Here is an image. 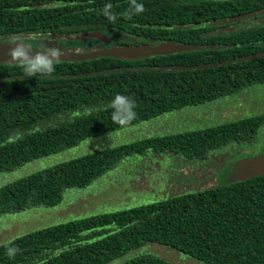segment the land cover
Here are the masks:
<instances>
[{
    "label": "trees",
    "instance_id": "1",
    "mask_svg": "<svg viewBox=\"0 0 264 264\" xmlns=\"http://www.w3.org/2000/svg\"><path fill=\"white\" fill-rule=\"evenodd\" d=\"M136 2L143 12L134 13L132 0H0V39L105 31L108 46L149 39L200 45L133 59L58 60L53 73L31 78L20 62H0V172L264 80V21L234 27L244 15L257 18L264 0ZM117 95L133 104L122 123L110 106ZM263 117L146 136L58 161L0 185V214L54 206L67 188L87 186L130 155L177 153L201 160L214 148L252 137ZM152 246L202 264H264V173L228 184L216 179L19 233L0 242V264H109L130 252L138 253L118 264H179ZM8 247L18 250L14 256L6 254Z\"/></svg>",
    "mask_w": 264,
    "mask_h": 264
},
{
    "label": "rangeland",
    "instance_id": "2",
    "mask_svg": "<svg viewBox=\"0 0 264 264\" xmlns=\"http://www.w3.org/2000/svg\"><path fill=\"white\" fill-rule=\"evenodd\" d=\"M263 13L264 10L257 12V18H254L253 14L244 15L239 18L240 22L234 27H248L263 22ZM237 18H232L231 20H236ZM104 35L105 31L62 35L24 33L17 36L22 37L23 42L30 46V52L45 50L46 48L83 52L108 47V42ZM67 38L77 39L80 42L73 44L67 42ZM253 94L252 91H245L238 95L215 100L203 106L195 105L197 107H194L191 105L190 108L184 110L169 111L145 121L124 126L115 131L106 132L98 137L86 138L75 146L37 157L23 162L8 171L0 172V185L84 152L108 148L146 136L193 129L191 126H193V120L196 119V116L201 117L199 120L201 126L199 127H203L205 123H219L227 119H233V117L237 118L253 114L255 111L264 109L263 106L257 104L259 99ZM250 95H252V101L248 102L246 99H249ZM245 100L248 104H243ZM255 105L261 106V108L255 110ZM255 138V140L251 141V144H249L250 142L245 144H242L243 142H235L228 148L225 147L214 151L212 152L213 157L202 162L186 159L177 153L155 154L147 151L146 154L143 153L145 155L127 156L101 176L95 178L87 186L83 188H67L60 202L54 206L37 205L0 214V224L8 225L6 228L0 227V242L8 240L19 233L69 218L115 210L161 199L166 195L213 185L219 177V175H214L213 171L218 167L217 158L221 154L225 155L229 151L238 157L242 155L251 156L262 152L259 147L264 145V125ZM252 148L254 150H250ZM151 249L179 264H202L188 255L175 253L169 248L152 246ZM137 253H127L109 264H118Z\"/></svg>",
    "mask_w": 264,
    "mask_h": 264
},
{
    "label": "water",
    "instance_id": "3",
    "mask_svg": "<svg viewBox=\"0 0 264 264\" xmlns=\"http://www.w3.org/2000/svg\"><path fill=\"white\" fill-rule=\"evenodd\" d=\"M54 35V34H53ZM19 43L16 41L6 42L0 40V62L10 61L9 52ZM200 45L190 43H177L171 40L155 42L154 39H149L144 44H113L108 47L96 48L90 51L75 52L68 49H63L59 60H76L93 59L99 56H112L122 58H141L154 55H162L173 52L189 51L198 49ZM44 50L29 52L33 55ZM19 62V61H16ZM264 173V151L255 155L242 157L234 160L227 165L219 174L218 183L228 184L233 181H240L252 178Z\"/></svg>",
    "mask_w": 264,
    "mask_h": 264
},
{
    "label": "clouds",
    "instance_id": "4",
    "mask_svg": "<svg viewBox=\"0 0 264 264\" xmlns=\"http://www.w3.org/2000/svg\"><path fill=\"white\" fill-rule=\"evenodd\" d=\"M110 7V6H109ZM132 7L134 13H140L144 11V5L142 3H137L136 0H132ZM105 15H109V18L115 20V15H110L105 11ZM13 43L19 41L20 43L9 52L11 57L10 62L19 61L23 66V72L25 77L31 78L35 77L38 74L46 75L51 74L55 71V64L59 60V56L62 54V51L57 49H48L46 48L42 52H37L33 55H29L30 46L26 45L23 42L22 37H13ZM113 109V116L116 120L121 123L129 118L131 113V108L133 106L132 102L129 101L126 97L117 95L111 101L110 105ZM0 227H8L6 224H0ZM18 250L14 247H8L6 254L9 257H12L16 254Z\"/></svg>",
    "mask_w": 264,
    "mask_h": 264
},
{
    "label": "flooded vegetation",
    "instance_id": "5",
    "mask_svg": "<svg viewBox=\"0 0 264 264\" xmlns=\"http://www.w3.org/2000/svg\"><path fill=\"white\" fill-rule=\"evenodd\" d=\"M17 35H9V36H4V37H2V39H0V40H4V41H6V42H12L13 41V37H16ZM107 41V40H106ZM18 43H20L19 41H17ZM110 46V45H109ZM14 49V48H13ZM245 91H252L254 94V96H256L257 97V99H259L258 101H257V104H259V105H261V106H263L264 107V80H256V81H254V82H252V83H250V84H247V85H241L238 89H235L234 91H232V92H230V93H228V94H226V95H223V96H220L219 98H215V99H213V100H211V101H208V102H203V103H200V104H197V105H199V106H203V105H206V104H209V103H211V102H213V101H215V100H219V99H224V98H227V97H231V96H234V95H238V94H240V93H242V92H245ZM251 96L252 95H250L249 96V99L247 98L246 100L248 101V102H250V101H252L251 100ZM246 100L245 101H243V104H248V102H246ZM192 106H194V107H197V106H195V105H192ZM261 106H258V105H255V110H257L258 108H261ZM191 107V105H187V106H184V107H182V108H180V109H178V110H184V109H187V108H190ZM177 110V109H176ZM254 115H257V116H264V109H262V110H260V111H255V113H253V114H247V115H243V116H241V117H237V118H234L233 117V119H227V120H225V121H222V122H226V121H229V120H234V119H239V118H244V117H247V116H254ZM214 117V116H213ZM201 119V117H199V116H196V119L195 120H193V126H191V124H190V126L194 129V128H198L199 126H201V124H199V120ZM222 122H219V123H222ZM196 123V125L194 126V124ZM219 123H212V124H209V123H205L204 124V126L203 127H207V126H209V125H213V124H219ZM263 125H264V117H263V120L261 121V122H259V124H258V126H257V128H256V132L254 133V135L252 136V137H250V138H248V139H245V140H242V141H240V142H236V143H242V144H245V143H247V142H250L249 144H251L252 142V140H255L256 138H255V136L257 135V133L262 129V127H263ZM190 127V128H191ZM235 143V141H230V142H228V143H226L225 145H222V146H219V147H217V148H214V149H212V150H210L209 152H208V154H207V156L205 157V158H203V159H201V160H197V159H195V160H197L198 162H202V161H204V160H207L208 158H210V157H213V154H212V152H214V151H217V150H219V149H222V148H225V147H229L230 145H233ZM257 147H259V146H257ZM259 148H261L260 150H262V151H264V145H261V147H259ZM250 150H254L253 148L252 149H250ZM249 150V151H250ZM211 154H212V156H211ZM215 156V155H214ZM241 157H247V155L246 156H238V157H236L235 156V154H233V153H230L229 151L228 152H226V154L225 155H220L218 158H217V160H218V167L216 168V169H214V175H219L220 173H221V171L227 166V165H229L231 162H233L234 160H236V159H238V158H241ZM214 179V178H213ZM167 196V195H166Z\"/></svg>",
    "mask_w": 264,
    "mask_h": 264
}]
</instances>
